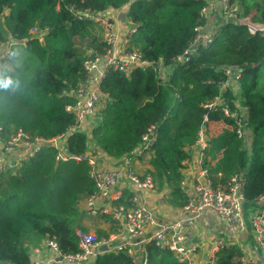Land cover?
Segmentation results:
<instances>
[{"label": "trees", "instance_id": "obj_1", "mask_svg": "<svg viewBox=\"0 0 264 264\" xmlns=\"http://www.w3.org/2000/svg\"><path fill=\"white\" fill-rule=\"evenodd\" d=\"M238 2L244 13L255 10V18L264 21V0ZM126 3V18L135 27L131 45L146 60L160 59L170 71L166 79L153 65L106 75L101 88L108 98L92 129L93 141L110 157H119L139 142L150 124L156 125L148 166L138 173H150L158 187L169 190L167 201L182 206L179 179L185 147L195 138L204 113L210 121L230 122L219 110L202 104L217 95L224 79L221 67L236 64L242 73L239 95L253 134L251 152L232 130L223 128L210 136L205 165L216 183L243 171L244 208L254 207L264 192V45L244 27L223 23L209 46L188 62L175 63L199 21L202 0H0V43L11 42L5 58L9 65L0 66V125L6 133L17 127L43 137L63 132L73 121L65 110L73 97L63 91L81 80L85 50L100 52L104 46L90 30L94 22L78 18L76 11L117 9ZM34 26L46 29L41 38L30 32ZM85 147V134L67 137L69 152L82 153ZM55 155V148L44 147L16 169L0 174L1 261L34 264L28 249L44 238L55 239L63 254L75 252L79 232L95 226L98 237L108 235L94 224L96 219L117 230L108 214L91 215L78 207L80 197L94 189L88 164L56 161ZM146 254L147 264H177L171 253L151 244ZM241 255L237 246L221 249L215 264H242L237 259ZM92 264L135 261L125 251L105 250Z\"/></svg>", "mask_w": 264, "mask_h": 264}, {"label": "built area", "instance_id": "obj_2", "mask_svg": "<svg viewBox=\"0 0 264 264\" xmlns=\"http://www.w3.org/2000/svg\"><path fill=\"white\" fill-rule=\"evenodd\" d=\"M199 21L193 28V35L183 50L175 57V63L188 62L201 48L209 46L215 39L223 23L242 26L249 34L258 35L264 45V21L255 18V10L244 13L238 0H202ZM128 8V3L113 11L83 9L76 11L78 18H86L101 24L104 31L103 49L100 52H86L83 60V76L75 88L64 90L73 102L65 105L72 114V123L53 137L28 134L22 127L6 133L0 125V174L16 169L26 160L34 157L44 147L56 150V161L75 160L88 164V176L94 189L81 196L78 207L91 215L108 214L118 230L106 237H98L93 232H79L78 250L61 253L55 239L44 238L41 246L50 249L54 255L43 258L38 246H30L28 254L34 264H91L105 250L125 251L136 264H147L146 246L167 250L177 264H215L221 249L233 246L241 235L251 238L255 248H264V192L256 198L254 207L244 208L243 171L232 174L224 183H216L208 167L207 148L210 127L220 122L241 139L245 149L252 148V130L248 121L247 107L242 103L241 68L236 64L223 65V81L219 82L217 95L205 101L202 106L208 110H219L229 123L210 121L208 114L202 116V124L193 141L185 147L186 156L180 168L179 189L185 197L176 214L160 219L154 209L144 200L156 189L154 177L144 172L138 173L133 163L152 154V146L157 138L156 125L150 124L141 135L139 142L127 153L112 157L109 168L101 162L104 152L92 138V129L100 120V108L107 94L101 88L103 78L110 72L129 74L134 69L153 65L161 79H166L170 69L159 60H146L142 53L130 43L135 27L119 24V10ZM112 9V11H110ZM127 19V18H126ZM119 22V23H118ZM122 22V21H121ZM45 28L34 26L30 32L41 38ZM10 49L1 58L9 56ZM228 94L236 95L228 98ZM178 96V94H175ZM86 135V147L82 153H71L66 148L67 137L73 133ZM203 213L217 217L226 227L230 236L213 237L209 240V253L204 258L196 236L200 232L199 218ZM243 237V236H242ZM107 246V249H103ZM242 250V249H241ZM242 264H261L237 258ZM245 260V261H244ZM0 264H14L1 261Z\"/></svg>", "mask_w": 264, "mask_h": 264}, {"label": "crops", "instance_id": "obj_3", "mask_svg": "<svg viewBox=\"0 0 264 264\" xmlns=\"http://www.w3.org/2000/svg\"><path fill=\"white\" fill-rule=\"evenodd\" d=\"M124 10L125 9L118 11L120 13V15L122 14L121 12ZM110 11H112V9H110ZM113 11H115V9H113ZM118 20L120 22V23L119 22L118 23L121 24V26H124L123 22H121V20H120V17H118ZM126 21H128V20L126 19ZM129 23H131V22H129ZM131 25H132V23H131ZM90 30L96 36L97 40H100V41L103 40L104 31L102 29L101 24L93 23L90 27ZM12 42H13V40H12ZM10 43H11L10 41H5V42L0 43V66H3V65L8 66L9 65L8 62L6 60H4V58L3 59L1 58V56L6 51H8L10 49ZM84 47L86 48V46H84ZM90 51L91 52L93 51L92 47L87 48L85 50V53L90 52ZM216 124H221V123L220 122H214L213 125H216ZM101 155H102V159H105L103 162H101V166L103 168H109L111 165V162H112V157L107 155L105 152H102ZM149 157H150V154L146 155L145 158H143L142 160L136 161L133 163V166L137 172H139V169L145 168L148 166L147 160ZM168 192H169V190L165 187H162V188L157 187V189L144 200V202L146 204H148L149 206H151L154 209V211L157 213V216L160 219H165L172 214L173 215L176 214L177 206H173L167 201ZM94 224L101 225L102 228H104L105 232L108 233V235H110L111 233L114 232V230H109V227H108L109 223H106V222L102 221L101 219H96L94 221ZM199 225H200V232L196 236L195 241L200 247L199 254L204 258L209 253V240L211 238L219 237V236L228 237L230 235H229L225 225L219 219H217V217H215L214 215L209 214V213H203L201 215V217L199 218ZM117 230H118V228H117ZM88 231L95 233V226H91L90 229L87 230V232ZM41 242L38 245H32V247L38 246L40 248L39 253L42 255L43 258H48V257L53 256L54 253L50 249H48L47 247L41 246ZM233 246L239 247L240 250L242 249L241 250L242 255L245 258V260H247V261L251 260V261H255V262H259L261 264H264V248H258V247L255 248L253 241L251 240V238L249 236L246 237L245 234L241 235L238 238V240L235 241ZM58 264H64V263L59 262Z\"/></svg>", "mask_w": 264, "mask_h": 264}, {"label": "rangeland", "instance_id": "obj_4", "mask_svg": "<svg viewBox=\"0 0 264 264\" xmlns=\"http://www.w3.org/2000/svg\"><path fill=\"white\" fill-rule=\"evenodd\" d=\"M122 14L120 15L119 13V17H120V20L128 27L131 26V23H129L128 21H126V13L125 11H122L121 12ZM224 128V126L222 124H216V125H213L210 127V135H213L219 131H221L222 129Z\"/></svg>", "mask_w": 264, "mask_h": 264}, {"label": "water", "instance_id": "obj_5", "mask_svg": "<svg viewBox=\"0 0 264 264\" xmlns=\"http://www.w3.org/2000/svg\"><path fill=\"white\" fill-rule=\"evenodd\" d=\"M11 40H12V39H11ZM103 249H104V250L107 249V246H104Z\"/></svg>", "mask_w": 264, "mask_h": 264}]
</instances>
